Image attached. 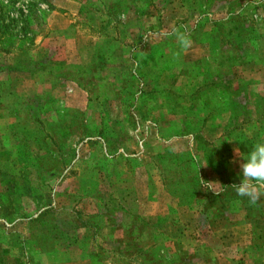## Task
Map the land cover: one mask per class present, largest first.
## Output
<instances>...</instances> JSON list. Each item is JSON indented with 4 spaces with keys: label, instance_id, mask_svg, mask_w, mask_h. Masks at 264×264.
I'll list each match as a JSON object with an SVG mask.
<instances>
[{
    "label": "crops",
    "instance_id": "1",
    "mask_svg": "<svg viewBox=\"0 0 264 264\" xmlns=\"http://www.w3.org/2000/svg\"><path fill=\"white\" fill-rule=\"evenodd\" d=\"M99 2L93 10L77 11L72 23L57 28L55 38L51 32L42 35L38 44L32 41L22 55L12 60L14 66L19 65V74L34 85L33 91L24 94L19 88L6 90L5 84L11 80L8 76L0 78V161L16 165L12 177L35 176L30 163L42 155L38 144L49 147L44 153L56 158L66 144V133L71 131L75 136L70 144L75 146V158L83 160L79 157L86 155L96 164L112 157L116 160L119 155L123 162L141 164L150 157L155 163L158 152L153 149L150 153L151 145L166 144L175 138H187L189 144L194 141L192 133L174 131L187 121L197 130L194 133L203 141L206 152L226 131L237 134L238 145L248 140L246 121L253 123L258 140L264 142V69H260L264 66V0ZM120 2L127 8L123 16L109 7ZM150 2L177 5L180 10L176 11V19L164 24L163 9L158 4L149 6ZM217 3L221 10L215 18ZM120 17H137L139 22L117 21ZM46 44H60L61 50L80 53L81 60L76 56L73 60L54 58L47 54ZM196 50L204 52L191 58L189 53ZM68 90L71 93L67 97ZM30 98L41 101L43 108L37 113L41 123L32 118L23 121L19 106ZM179 112L181 117L175 122L173 114ZM30 114L35 116L33 111ZM165 116L170 119L166 121ZM21 144L26 150L19 148ZM253 144L251 141L248 146ZM50 146L55 151L51 152ZM188 152L191 154L190 148ZM253 152L252 148L246 156L255 158ZM82 167L75 166L71 174L79 175L84 171ZM155 171L160 175L156 163ZM64 173L67 175L66 170ZM3 176L6 174L0 172ZM7 189L12 196L17 194L14 188ZM36 189L26 188V202L19 198L0 201V227H11L16 238L12 250L18 254L61 256V243L70 239L60 228L67 217L61 219L58 213L51 232H45L42 225L48 209L58 206V210H64L69 205L54 202L53 195L45 203L41 197L47 198V193ZM2 190L0 186L1 196ZM62 196L66 198L67 193ZM107 227H113L109 220ZM76 231L77 243L89 240L83 231L84 238ZM24 237L29 242L23 248L19 242Z\"/></svg>",
    "mask_w": 264,
    "mask_h": 264
},
{
    "label": "rangeland",
    "instance_id": "2",
    "mask_svg": "<svg viewBox=\"0 0 264 264\" xmlns=\"http://www.w3.org/2000/svg\"><path fill=\"white\" fill-rule=\"evenodd\" d=\"M99 1L101 0H0V78L5 76L10 78L12 82L7 81L10 89L19 88L18 90L24 94L33 91L34 85L28 82L25 75L19 74V65L14 66L12 60L22 55V52L30 47L32 41L38 44V39L42 35L51 32V37L55 38L57 28L65 26L66 23H72L78 15L77 11L93 10ZM156 4L163 9L162 22L164 24L173 21L176 11L180 10L171 2L162 5L150 2L149 6L153 5L154 8ZM109 7L121 16L127 9L122 2L110 4ZM213 10L217 18L221 10L219 3ZM117 21L133 23L139 22V19L120 17ZM59 45L46 44L45 46L49 47L46 48L47 51L49 50L47 54L57 59L64 57L73 60L76 56L81 60L80 53L75 54L68 48L61 50ZM250 51L252 52V49ZM203 52V50H196L190 52L189 55L195 58ZM262 68L264 69V66L260 67ZM255 75L254 79L257 77L256 73ZM70 93L68 90L66 96L68 97ZM173 117L176 122L181 117V113L173 114ZM165 119L167 121L170 118L167 119L165 116ZM248 129L247 126L246 130ZM247 132L250 135L254 133L253 131ZM211 134V137H214V133ZM163 138L166 136L163 135ZM187 140V138H175L166 144L151 145L148 143L149 146L151 145L148 147L150 153L153 149L161 153L164 150L163 146H166L173 153L180 154L183 164L181 169L184 170L180 178L172 176L162 178L155 171V163L149 160L150 157H146L143 163L138 164V162H123L120 155L115 160L112 172L105 171L103 175L98 172H93L95 173L93 174L89 172L86 165L84 167L79 163V168L82 166L84 168L79 175L61 179L54 177L55 193L47 194V198L41 197V200L47 203L53 195L54 202L69 205L68 209L73 207L72 212L69 210L66 212L63 209L58 210L56 206L61 219L64 217L75 219L76 217L78 222L85 220L90 225L99 221V228L95 230L86 228L80 232L76 231L81 238L84 237L82 236L83 231L89 239L86 243V251L98 256H87L67 246L62 248V251L58 249L62 253L58 257L47 255L27 257L26 253L18 254L12 250L16 242V238L12 235L13 230L10 226H3L0 227V245H2L0 264H264V142L256 139L251 146L230 147L231 154L227 155L225 168L220 173L219 166L213 171L202 160L204 149L201 147V141H193L189 144ZM71 141L72 139L68 137L67 142ZM72 148L75 152V146ZM188 148H190L191 156L187 155ZM252 148L256 151L252 153L255 158L249 156L250 154L246 156ZM62 149L64 150L63 147ZM51 150L55 151L53 147ZM239 154L243 157L241 158ZM81 157L83 158L81 161L84 162L89 156L83 155L79 158ZM185 158L192 159V163L187 162ZM46 163L45 167L50 169ZM209 163L214 165L211 160ZM107 165L96 164L101 169H106ZM15 166L14 163L0 161V172L2 175L6 174L0 177V186L4 191L2 196L0 194V201L3 203L14 202L18 198L26 202L28 200L26 188L36 186L39 182V179L33 175L12 177V172L17 170ZM50 166H54L53 163H50ZM194 170H197V173ZM104 173H112L113 178L106 177ZM225 181L230 184L235 183L236 186L227 187L223 201L232 202L231 198L235 196V192L253 197L257 205L253 209L246 210L239 201L232 202L231 205L224 202L220 208L214 200L215 204L210 207V211H205L208 213L205 215L200 208L202 193L214 195ZM41 183L42 181L39 182ZM94 186H98L101 192L93 194L96 188ZM195 187H198L199 192L192 194L191 190ZM7 188H14L17 194L12 196ZM122 190L128 191L130 196L128 194L126 198L120 199L122 194L119 191ZM64 192L67 193L66 198L62 196ZM91 195L94 197L91 198ZM35 201L40 202V199L36 198ZM102 211L109 216V219L103 220V218L96 217ZM134 218L139 219L140 222ZM114 219L117 220L114 228L107 227V220L111 225ZM121 220L123 224L128 221L134 222L132 225L135 230L134 236H136L133 238L134 242L130 240L128 230H122L120 227ZM67 222H73V220H62L64 226L61 224V232L72 238L75 235L74 229L65 226ZM137 222L138 227L135 224ZM139 235L141 237H138ZM24 239L19 242L23 248L27 245ZM118 249L124 250L121 257L109 256L112 251L116 252Z\"/></svg>",
    "mask_w": 264,
    "mask_h": 264
},
{
    "label": "trees",
    "instance_id": "3",
    "mask_svg": "<svg viewBox=\"0 0 264 264\" xmlns=\"http://www.w3.org/2000/svg\"><path fill=\"white\" fill-rule=\"evenodd\" d=\"M219 24H214L213 26H218ZM262 25H264V20L262 21ZM4 85V84H3ZM7 84H5V89L6 90H10V87L9 86H6ZM43 107L41 106V101L37 100V99H33V98H30V99H26L24 102L21 103V106H19V109H20V113L23 114V121L26 122L28 119L31 120V118L33 120H37L39 123L41 119H39L37 117V113L38 111H40ZM29 111V112H28ZM30 111H33L34 112V117L30 114ZM196 116H199V115H196ZM28 118V119H27ZM201 122H200V125H202V122H203V119H200ZM247 122V125H249V129L246 130L247 131H253L254 133L252 135H250L248 132H247V139L248 140H244L243 139V142L240 144L242 146H248V144L255 142L257 138V133L258 131H256L253 127V123H249L248 121ZM199 125V126H200ZM175 132L181 134V133H192V135H194V141H201V147L203 148V141L200 139V137H197V135H195L194 132H197V130H194L193 128V124L190 122V121H187V122H182L180 125H179V129L177 130H174ZM81 133L83 131H80ZM71 134H69V132L66 133V144L63 145L62 147L64 148V150L62 149L61 150V155L58 154V159L54 158V157H51L48 153H44L47 150H49V147H47L46 145L43 146L41 143L38 144V150L40 151V154L42 155H39L37 156V158L34 159L33 162L30 163V166L33 168V171H35V177H37L39 179V182L42 181L41 184H39L38 182V185L36 186H32V187H36L38 191H44L46 192L47 194H51L52 191L54 190V187L55 186V178L54 177H59V179L63 178V177H67L68 176H72V174H74V167L75 166H78L79 167V163L80 165H85L87 166V169L90 170L89 172L93 173H99V174H102L103 175V172L105 171H114V166H115V163L116 161L114 160V157L110 158V159H106V161H104V164H108L107 165V168L106 169H101V168H98L96 166V163H92V161H89V159H86L84 160V162H82L81 160H77L74 156V148H72L73 146L70 145L71 142H67V138L70 137L71 139L75 138L74 136V132L71 131L70 132ZM228 141V143H227ZM240 141V139H239ZM238 137H237V134L235 133H230L228 131L226 132H223L222 136L220 138L217 139V141L211 143V147L208 148V151L206 152V148H203V152H202V160H204L206 163H207V166L209 165L210 169L212 168L213 171H215L216 167L219 166V170H220V173L224 170L225 168V163H226V159H227V155H230V147L232 148L234 145L237 146L238 143ZM115 142L117 143V139H115ZM52 144H54V142L52 141ZM237 144V145H236ZM165 147V146H164ZM19 148L21 149H25L26 150V146L23 144H21L19 146ZM251 150V149H250ZM51 151V149H50ZM62 151H63V154H62ZM52 152V151H51ZM188 156H191L189 153H187ZM50 156V157H49ZM67 156V157H65ZM50 158V159H49ZM155 159V163H156V167L158 168V171L161 175L162 178H164V176H172L174 177L175 176V173H177V177L176 178H180L182 177V173L184 170H182V166L183 164L181 163V157H180V154L178 153H173L172 151L168 150L167 147L164 148V150H162L161 153H158L155 155L154 157ZM191 158V157H190ZM46 160L48 161L46 163ZM187 162L189 163H192V159H186ZM209 160H211L214 165L212 166L211 163H209ZM23 162H26V160H24ZM45 163L48 167H50V169H47L45 167ZM50 163H53V165L55 166H50ZM193 165V164H192ZM24 167L26 168L27 167V164L24 163ZM112 168V169H110ZM177 168V170H175ZM67 171V175H65L64 171ZM196 173H197V170H194ZM72 172V174H71ZM93 173V174H95ZM170 174V175H169ZM104 175L106 177H111L113 178V175L112 173H104ZM230 187V188H233L231 186H236L235 183H231L230 182H224L222 184V186L220 187L219 191L217 193H214V195L212 194H209V193H202V200L200 202V208L202 209V212L207 215L208 213L205 212V211H210V207H212L215 203H213L214 200H216V203L218 204V206L221 208L222 206V203L224 204L227 203L229 205L232 204V202H237L239 201L241 204H242V207H244L246 210L248 209H253L254 206L257 205V201L254 200L253 197H249L248 195L246 196L245 194H237L234 192L235 196L231 198V200H233L232 202L229 201V200H224L223 201V195L225 196V194L227 193V187ZM96 187V186H94ZM198 188V187H197ZM197 188L195 187V189L191 190L192 191V194H194V192H199L197 190ZM40 189V190H39ZM94 193L93 194H97V193H100V189L98 188V186L94 189L93 191ZM119 193L122 194V196L120 197L121 198H126L127 195L129 194L130 196V193L128 191H125V190H122V191H119ZM207 196H206V195ZM100 196H102L100 194ZM192 196V195H190ZM189 196V197H190ZM206 196V197H204ZM91 198L94 197V195H91L90 196ZM188 197V198H189ZM67 210L69 211H73L70 209H68L66 207ZM64 209L63 211H66L67 210ZM50 210V211H49ZM120 210V209H119ZM58 215L57 213V207L56 206H53L51 207L50 209L47 210V220H45L44 224L42 225L45 232H51V229H53V224L56 220V216ZM96 217L98 218H103V220H106V219H109V216L108 215H105V212L102 211L100 212ZM69 220H73V222H67L66 225L67 226H70L74 229V232L78 229H86V228H93V230H95L96 228H99L98 227V224H100V222L98 221V223H94L92 225H90L87 221H81V222H78L76 220V217L75 219H72V218H67ZM136 221L140 222L139 219L137 218H134ZM124 220V219H123ZM112 221V220H111ZM122 222V220L120 221ZM132 223H130L129 221L126 223V224H123V222L120 224V227H122V230H128V233H129V237H130V240L132 242H134L135 240H133V238H136V236H134V227H132V225L134 224L133 221H131ZM137 224L136 226L138 227L139 224ZM210 222V221H209ZM76 223L78 225H76ZM113 223V227L117 224V220L114 219L112 221ZM145 225V224H144ZM103 226L104 223H103ZM135 226V225H134ZM143 226V225H142ZM142 234V231L140 233V235ZM138 236V237H141V236ZM51 238H54V236H50ZM24 241H26V237H24ZM75 235L72 236V238L70 237V239L64 241L62 244L64 245V247H67L70 248L72 247L73 249H76L78 251H81L82 253H85V255L87 256H90V255H96L95 253L93 252H85L86 248H82L84 246H86V241H82V242H79L77 243L75 240ZM84 238V237H83ZM29 242V239L26 241V243ZM75 244H79V245H75ZM111 252V251H110ZM109 252V253H110ZM108 253V254H109ZM124 253V250H121V249H118L116 252L115 251H112L109 256L111 257H121ZM102 258V257H101ZM124 262V261H123Z\"/></svg>",
    "mask_w": 264,
    "mask_h": 264
}]
</instances>
